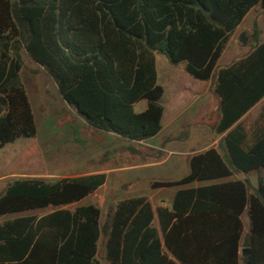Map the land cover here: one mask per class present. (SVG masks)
Wrapping results in <instances>:
<instances>
[{
  "label": "trees",
  "instance_id": "1",
  "mask_svg": "<svg viewBox=\"0 0 264 264\" xmlns=\"http://www.w3.org/2000/svg\"><path fill=\"white\" fill-rule=\"evenodd\" d=\"M256 6L264 12V0H0V149L37 134L21 81L23 52L89 126L129 142L162 129L155 56L184 62L193 80L213 81L218 117L211 130L226 133L216 149L189 156L185 176L152 184L181 187L169 206L123 199L103 226L97 206L77 204L105 184L104 173L7 182L0 217L53 211L0 223V264H99L101 234L108 264H264V177L253 194L245 181L229 180L264 170V123L246 129L239 121L264 97L256 24L251 51L218 66ZM143 100L145 110L135 113Z\"/></svg>",
  "mask_w": 264,
  "mask_h": 264
},
{
  "label": "rangeland",
  "instance_id": "2",
  "mask_svg": "<svg viewBox=\"0 0 264 264\" xmlns=\"http://www.w3.org/2000/svg\"><path fill=\"white\" fill-rule=\"evenodd\" d=\"M254 24L260 31H264V12L259 6L250 11L235 32L231 44L228 43L218 60V65L228 64L232 60L235 54L232 47L236 45L239 49L243 45L240 36L245 39L244 45L251 41ZM22 59L24 68L21 81L34 114L37 134L35 138L20 139L0 149V177H3L4 184L30 177L56 179L104 173L105 184L77 204L97 206L102 226L109 221L116 202L123 199L143 196L154 207L170 205L175 192L181 187L153 188L152 184L176 181L185 176L190 153L204 147L199 145L202 142L201 128L190 126L189 117L197 112L195 106L183 109L179 121L169 124L178 89L185 83L184 77H189L185 73L184 62L172 64L165 56L156 55L157 84L164 91L159 102L163 107L164 130L154 140L137 143L93 129L64 102L55 83L42 68L34 64L25 52L22 53ZM195 83L197 87L202 84L198 81ZM195 99L191 96L186 101L189 103ZM204 100L208 103L212 101L208 96L200 98V101ZM145 108L146 101H140L134 105V112L140 113ZM212 114L208 113V117L212 118ZM259 177H264L263 169L238 174L229 180L245 181L248 193L253 194L257 190ZM195 185L199 184L189 186ZM40 213V210H36L10 216L14 219ZM241 218L245 234L249 224L246 213ZM104 242L105 236L101 234L96 254L99 264H108L104 258Z\"/></svg>",
  "mask_w": 264,
  "mask_h": 264
},
{
  "label": "crops",
  "instance_id": "3",
  "mask_svg": "<svg viewBox=\"0 0 264 264\" xmlns=\"http://www.w3.org/2000/svg\"><path fill=\"white\" fill-rule=\"evenodd\" d=\"M247 15H246V17H247ZM245 18L243 19V21L245 20ZM242 22H241V24H242ZM241 24L237 27L235 32H237V30L240 28ZM257 29H258V33H259L258 39L260 40V42H262V41H264V31L261 30L262 31L261 32L260 28H257ZM235 32L232 34L228 43L231 44V40L233 39V35L235 34ZM254 45H255V43L253 42L252 35H251V41L247 45H244V46L242 45L241 48H239V49L236 45H234L232 48H233L235 54H234V56L230 62H232L233 60L237 59L238 57L250 52L251 48ZM228 64L218 65V66L223 67V66H226ZM155 66H156V56H155ZM184 78H185V83H183L179 87L178 92H177L176 100L174 102L173 114L169 115V124L173 125L175 122L179 121V117L184 111L183 109L186 110L187 108H190L191 105L195 106V109H197V112L195 113L194 116H190L189 120H190L191 128L195 127V126L197 128H199V127L201 128L200 130L202 131V134H201V138H202L201 141L202 142L199 145H202L204 147H202L200 151L207 150L208 148H215L216 149L218 147L219 140L226 133H224L222 135H216L211 130V126L215 123V121L218 117V110H217L218 101L212 92L213 81L202 82V84L197 87V84L195 83V81H193L189 77H184ZM156 81H157V67H156ZM191 96L195 97L196 99L188 103L186 101V99L189 97L191 98ZM207 96L209 98H211L212 101H210L209 103L205 100L200 101V98H202V97L205 98ZM208 113L214 114V115L212 114V118H210L211 116L208 117ZM261 115L263 117H260ZM162 120H163V117H162ZM239 121L246 125V129H248L253 124L263 125V123H264V97L255 106H253ZM164 122H165V120H164ZM163 130H164V124H162V129H161L160 133ZM159 134L156 135L155 137L147 140V141L154 140L157 136H159ZM142 142H145V141H142ZM137 143H141V142H137ZM194 152H191L190 156ZM90 174H93V173H90ZM2 180H3V177L2 178L0 177V193L3 191V189L6 185L2 182ZM195 186H197V185H195ZM165 206H168V205H165ZM52 211H53V208L49 207V208L40 210V212H41L40 214H34V215L41 217V216H44V215H46ZM19 217H21V216H19ZM0 219H1L0 223H3L5 221L11 220L12 217L10 215H6V216L0 217ZM242 225L244 228L243 222H242ZM247 230H248V227H246V230H245L246 233H247Z\"/></svg>",
  "mask_w": 264,
  "mask_h": 264
},
{
  "label": "water",
  "instance_id": "4",
  "mask_svg": "<svg viewBox=\"0 0 264 264\" xmlns=\"http://www.w3.org/2000/svg\"><path fill=\"white\" fill-rule=\"evenodd\" d=\"M240 41H241V43L243 45L245 44V39L243 38V36H240ZM247 252H248V249L247 248H244V249H242L241 254L244 255Z\"/></svg>",
  "mask_w": 264,
  "mask_h": 264
}]
</instances>
